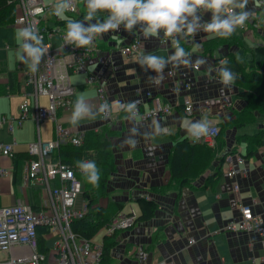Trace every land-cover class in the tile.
<instances>
[{
	"label": "crops",
	"instance_id": "0c3cea01",
	"mask_svg": "<svg viewBox=\"0 0 264 264\" xmlns=\"http://www.w3.org/2000/svg\"><path fill=\"white\" fill-rule=\"evenodd\" d=\"M76 3L77 12H66L56 18L47 13L42 25L52 31L57 26L66 28L58 24L59 21L83 22L87 10L85 0H76ZM246 10L254 11L253 18L244 27L237 28L232 35L245 43V49L233 44L218 43L211 49L210 54L203 53L202 42L214 35L201 29L195 35L182 39L181 45L192 54L194 62L197 58H202L207 63L198 65L197 69L192 68L195 63L190 67H176L170 63L164 69L165 78L159 86H154L148 79L155 73L142 69L137 63V58L142 53L169 57L174 53V46L163 47L159 45L157 38L146 39L139 26L129 32L121 25L118 30L103 34L97 39V47L88 59L87 69L102 79L107 87L114 119L110 122L97 116L81 120L79 125L73 126L70 123L73 109H59V121L73 131H84L86 141L97 137L99 141L106 139L109 142L114 171L109 175L106 184L107 194L99 197L95 205L110 207L111 204L114 206L115 200H127L124 210L131 208L138 215L139 207L134 198L145 196L157 202L150 218L136 221L132 228L120 230L116 234L117 243L111 248L113 260L110 264H252V258L256 264H264V246L259 235L219 230L227 220L238 216L236 199L232 193L233 182L239 185L240 201L252 204V209L264 217V142L252 154L246 156L245 141L238 138L241 135H253L264 128V114L255 112L252 122L225 127L222 135L215 139L214 146L218 149V156L222 157L236 144V150L244 157L243 164L238 165L233 177L226 175L225 164L219 159H210L205 165V172L195 174L194 169L202 163L198 158L191 170L185 172L190 179L188 184L178 186L172 182V185L166 187L170 176L169 157L179 147L181 140L189 139L186 125L190 121L207 117L211 123L220 127L221 121L234 118L245 105L242 99L236 97V92L241 87L235 83L230 90L221 91L222 85L217 81L218 74L215 70L222 64L215 63V57L225 59L228 53H232L237 58L241 53L242 64L264 72V54L255 48L264 47V13L258 8L256 0H249ZM104 15L106 14H100L101 19ZM210 19V12L201 15L203 22ZM19 30L12 23L0 26V88L7 83V72L18 70L17 64L20 62L17 60V54L20 41L16 36ZM133 38L142 43L141 54H122L119 46ZM48 39L52 46H58L60 43L59 35L55 32H52ZM248 53L249 56H246ZM170 70L173 71L172 74L169 73ZM17 74L21 84L19 70ZM73 74L81 76L80 82L72 81ZM85 76L83 73L70 74V80L76 90L75 95L98 108L95 88L92 84L85 83ZM174 83L180 84L178 89L174 88ZM26 89L31 91L32 88L27 86ZM138 96L143 99V109L150 107L151 96H156L162 103L172 106L171 113L165 117L144 120L141 131H148L158 120L170 129V134L155 139L137 137L140 143L135 148L121 147V142L133 124L124 120L123 113L115 115L117 102L126 103ZM185 96L192 101V115L184 112ZM21 100V88L20 92L12 94L0 93V118L16 115ZM46 120L50 124V130L47 137L41 138L40 124ZM29 124L35 135L32 140L38 137L42 140L54 137V125L49 119L38 123L28 119L12 132L8 131L4 124L0 127L8 134L14 135L11 140L16 142L13 150L21 157L26 156V145L32 141L22 136V128ZM2 138L9 140L10 136L0 133V143ZM0 166L14 168L9 177L0 176V205L21 202L29 204L33 209L40 208V189L23 185L22 166L1 154ZM45 245H48L46 238L43 248ZM10 253L11 251L0 253V258Z\"/></svg>",
	"mask_w": 264,
	"mask_h": 264
},
{
	"label": "built area",
	"instance_id": "2783aa9c",
	"mask_svg": "<svg viewBox=\"0 0 264 264\" xmlns=\"http://www.w3.org/2000/svg\"><path fill=\"white\" fill-rule=\"evenodd\" d=\"M55 1L44 0H16V14L12 24L19 29L31 25L44 38V44L49 47L47 56L41 61L39 70L35 75L27 74L25 65L18 63L17 69L23 75L20 88L22 100L18 105V113L14 116H2L0 127L6 125L12 132L20 127L24 121L31 119L38 123L49 119L54 125V137L42 140L39 137L29 141L26 145V158L22 164V183L25 187L36 186L40 189V208L33 209L29 204L14 202L9 205H0V253H9L0 258V264H99L102 252V236L99 241L76 234L71 228V222L80 219L87 212V200L82 196V181L76 176L78 167L70 166L60 158V149L67 146L76 147L84 140V131H73L59 121L58 111L73 109L74 102L80 98L75 95V87L70 80L71 73L85 74V83L95 88L98 105L110 103L107 87L102 79L87 69V62L91 53L97 47V37L93 44L85 48L74 45H65L64 35L66 28L57 26L49 31L42 20L47 13L52 14ZM258 8L264 13V0H256ZM76 0H72L69 13L77 12ZM201 23H204L201 21ZM52 32L59 35L60 43L52 46L49 36ZM160 46H174L170 38H157ZM142 43L133 38L128 43L119 46L122 54H141ZM225 59L218 58L217 63ZM192 68L197 69L198 65ZM170 74L173 71L170 70ZM31 86V91H27ZM179 83H174L178 89ZM187 87V85H185ZM45 96L47 104L41 105L40 98ZM136 101L139 112L144 120L156 117L163 118L170 114L172 106L162 103L156 96H151V105L147 109L141 107V96L132 98ZM183 109L185 114L192 115V101L184 97ZM114 118L106 121L112 122ZM219 131L217 124L212 123ZM218 133V132H217ZM216 133V134H217ZM215 135L201 138L199 141L214 146ZM189 139L194 142L190 137ZM15 141L0 143V154L12 159ZM225 172L233 177L238 165H242L244 157L238 150H230L223 155ZM87 161V160H84ZM243 171V170H242ZM12 167L0 166V176L9 177ZM83 174V173H82ZM232 193L235 196V207L238 211L236 218L227 220L220 231L229 233L249 232L261 237L264 246V217L260 212L252 209V204L244 203L239 198V185L232 183ZM137 214L131 208L121 210L104 226L103 234L118 233L120 230L132 228L136 223ZM46 226L48 232L44 233L46 239L55 235V240L41 251L37 242V228ZM102 234V235H103ZM49 235V237H47ZM252 264H256L252 258Z\"/></svg>",
	"mask_w": 264,
	"mask_h": 264
},
{
	"label": "clouds",
	"instance_id": "9594fccd",
	"mask_svg": "<svg viewBox=\"0 0 264 264\" xmlns=\"http://www.w3.org/2000/svg\"><path fill=\"white\" fill-rule=\"evenodd\" d=\"M85 3L87 10L84 21L75 20L66 25L65 45L88 47L97 37L118 30L121 25L129 32L139 26L146 39L158 38L161 33L163 37L171 39L175 49L171 56L142 53L137 58V63L142 69L155 73L154 76L148 77L154 86H159L163 82L164 69L170 63L176 67L207 63L202 58H197L194 62L192 54L181 45L182 39L195 35L201 29L216 37L228 38L254 16V11L246 10L249 0H85ZM71 7L72 0H56L52 6V14L61 16ZM205 12L211 13V19L201 23V15ZM101 13L106 14L102 19ZM91 21L95 23H90ZM16 38L20 41L17 60L26 66L27 74L35 75L41 61L47 56L49 47L44 44L43 36L31 25L21 28ZM236 59L237 63L243 62L239 55ZM215 71L218 74L217 81L222 85L221 91L230 90L239 79L238 73L233 71L227 60L222 61L221 67ZM120 113L124 114L125 121L133 124L121 142V147L135 148L141 137L155 139L170 134V129L158 120L150 129L148 128V131H141L144 117L139 112L136 101L117 102L115 115ZM113 115V108L108 102L94 108L86 100L78 99L74 102L70 123L77 126L81 120L97 116L110 120ZM185 130L194 142L218 132L207 117L190 121ZM78 166L88 183L98 187L100 170L95 161L79 162Z\"/></svg>",
	"mask_w": 264,
	"mask_h": 264
},
{
	"label": "trees",
	"instance_id": "16d2710c",
	"mask_svg": "<svg viewBox=\"0 0 264 264\" xmlns=\"http://www.w3.org/2000/svg\"><path fill=\"white\" fill-rule=\"evenodd\" d=\"M16 0H0V26H6L11 24L16 14ZM68 21H59L58 24L66 27ZM218 43H226L229 45H236L245 49V43L234 36L228 38L211 37L205 39L203 44V53L210 54L211 49ZM264 54V47H255ZM228 61L229 66L233 71L237 72L239 79L235 81V84L241 87L236 92V97L242 99L245 102L244 107L237 112V115L227 121H221L219 124V131L215 136V139L222 135L225 127L231 125H244L254 120V114H264V72H260L253 66H247L242 63H237L236 57L232 53H228L225 58ZM215 63L218 62V58L215 57ZM18 70L7 72V83L0 88L1 94H12L20 92V82L17 78ZM245 114L247 116L245 117ZM264 128L260 129L253 135H241L239 140L245 141L246 153L244 155L249 156L252 154L261 144L264 142ZM86 135L83 142L76 146H67L61 148L59 151L60 158L68 163L70 166L78 167L79 162L84 160H94L97 167L100 170V179L98 187H94L88 183L85 176L76 170V176L82 181L83 188L82 194L87 199L88 209L83 217L75 219L71 222L72 230L86 238H92L100 229H102L108 221L120 212L127 200H115L114 206L102 207L101 205H95L99 197H103L106 192V184L109 175L114 171V160L109 147V142L104 139L99 141L97 137L90 138L86 141ZM237 145L232 147V151L236 150ZM242 155V154H241ZM26 156L21 157L19 154L14 153L12 160L14 163H18L22 166L23 160ZM200 158L202 163L194 169L195 174L205 172V165L210 159L223 160V156H218V149L215 146H209L202 141L192 142L191 140L184 138L179 143V147L169 157V172L170 176L166 187L172 185L182 186L189 183V177L185 175L187 170H191L196 160ZM16 165L14 164V167ZM14 169V168H13ZM12 169V172L14 171ZM209 177V176H208ZM206 177V178H208ZM207 182V181H206ZM133 199V198H132ZM129 200V199H128ZM139 207V214L136 216V221L146 220L150 218L156 209L157 202L153 198L145 196H137L134 198ZM48 232L46 226L37 228V242L41 251H44L43 242L45 241L44 233ZM116 232L111 234L102 235V252L99 264H110L112 262L111 248L117 243Z\"/></svg>",
	"mask_w": 264,
	"mask_h": 264
},
{
	"label": "rangeland",
	"instance_id": "374dc122",
	"mask_svg": "<svg viewBox=\"0 0 264 264\" xmlns=\"http://www.w3.org/2000/svg\"><path fill=\"white\" fill-rule=\"evenodd\" d=\"M256 54V53H255ZM240 56L242 57V55H241V53H240ZM246 56H249V53L246 55ZM22 74H21V72H20V77L22 78ZM80 78H81V76L80 75H72V81L73 82H80ZM40 102H41V105H45V104H47V98H45V96H42L41 98H40ZM20 103V102H19ZM19 105V104H18ZM17 113H18V108H17ZM17 113H16V115H17ZM40 126H41V138H44V137H47V134H48V131L50 130V124H49V122L46 120V121H44V122H42L41 124H40ZM67 126V125H66ZM68 127V126H67ZM0 133H6L8 136H10V139L9 140H6V138H2V140H1V143H6L7 141H11L12 140V137L14 136V135H11V134H8V132L5 130V129H3V128H0ZM22 136H24V137H26L27 139H34V137H35V135L33 134V131H32V128H31V124H29V125H25V127H23L22 128ZM43 140H46V139H43ZM47 140H50V139H47ZM12 142V141H11ZM4 201H6V200H4ZM7 202V201H6ZM128 208V207H127ZM126 208V209H127ZM122 210H124V208L122 209ZM104 227L102 228V229H100L94 236H93V239L95 240V241H99L100 240V238H101V236H102V234L104 233ZM53 240H55V235H53L52 237H50L49 239H46V243L48 244V246H50L52 243H53Z\"/></svg>",
	"mask_w": 264,
	"mask_h": 264
}]
</instances>
